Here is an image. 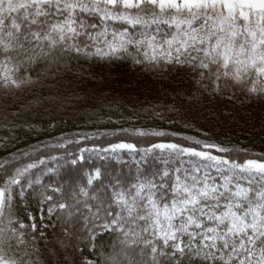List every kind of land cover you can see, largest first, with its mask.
<instances>
[{
    "label": "snow or ice",
    "instance_id": "6c2138e0",
    "mask_svg": "<svg viewBox=\"0 0 264 264\" xmlns=\"http://www.w3.org/2000/svg\"><path fill=\"white\" fill-rule=\"evenodd\" d=\"M145 7L154 18L177 28L163 44H157L155 36L136 41L151 50V55L144 53L146 58L181 62L185 57L184 62L217 89L223 80L251 95H264V0H0V86L20 87L29 79L26 65L53 53L103 57L126 51L133 43L127 33H109L107 27L97 31V24L82 17L137 23L140 17L128 10ZM91 47L94 53H88ZM203 147L230 151L215 144ZM152 148L214 162L205 167L217 174L196 165L138 172L134 180L104 186L101 197L93 191L94 182L101 180L96 169L72 192L73 203L60 202L48 209L49 215L65 211L72 226L82 205L90 214L85 220L118 233L119 251L106 256L105 264H264V160L240 163L176 143ZM110 149L136 150V145L115 143ZM35 167L29 163L16 168L0 184V264H40L39 248L33 243L37 224H25L13 211L16 195L24 196L23 190L14 194V189ZM60 191L52 188L53 193ZM44 199L51 201L53 196L44 194ZM89 238L95 240L92 230ZM83 264L96 261L85 258Z\"/></svg>",
    "mask_w": 264,
    "mask_h": 264
},
{
    "label": "trees",
    "instance_id": "16d2710c",
    "mask_svg": "<svg viewBox=\"0 0 264 264\" xmlns=\"http://www.w3.org/2000/svg\"><path fill=\"white\" fill-rule=\"evenodd\" d=\"M128 11L138 15L139 22L102 23L98 16L82 17L97 24V31L107 27L109 33H127L133 43L126 51L103 57L53 53L26 65L29 79L20 87L0 86V184L16 168L36 164L14 189V194L23 190L24 196L16 195L13 211L25 224L32 223V214L38 221L41 214L47 216L45 233L41 235V222L33 233L40 264H83L85 258L105 264L106 256L119 251V234L85 220L90 214L82 205V214H76L72 226L65 211L57 209L49 215L50 207L74 202L72 192L85 182L87 173L101 171L93 191L103 197L104 186L134 180L138 172L196 165L217 174L205 167L214 162L154 149V144L176 143L240 163L264 160V95L245 93L223 80L217 89L211 80H202L199 71L184 62L185 57L181 62L146 58L144 53L151 55V50L136 41L155 36L156 43L163 44L177 28L154 18L150 8ZM94 52V47L88 49ZM197 140L201 143L196 144ZM122 142L136 145V150L110 149L111 144ZM204 144L230 151L219 153ZM52 188L61 191L53 193ZM44 194L53 199L46 201ZM89 230L95 234L94 241Z\"/></svg>",
    "mask_w": 264,
    "mask_h": 264
},
{
    "label": "rangeland",
    "instance_id": "374dc122",
    "mask_svg": "<svg viewBox=\"0 0 264 264\" xmlns=\"http://www.w3.org/2000/svg\"><path fill=\"white\" fill-rule=\"evenodd\" d=\"M228 84H230V85H232V83L231 82H227ZM233 86V85H232ZM234 87H238V86H234ZM238 88H240V89H242L241 87H238ZM245 93H248L246 90H244V89H242ZM249 94V93H248ZM32 218H34V219H32V223L33 222H35L37 225H38V222H41V233H45L44 232V230H43V228L44 227H46V226H48V224H49V222L47 221L48 219H47V216L45 215V214H41L40 216H39V221L36 219V217L32 214V216H31Z\"/></svg>",
    "mask_w": 264,
    "mask_h": 264
}]
</instances>
